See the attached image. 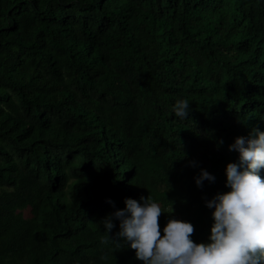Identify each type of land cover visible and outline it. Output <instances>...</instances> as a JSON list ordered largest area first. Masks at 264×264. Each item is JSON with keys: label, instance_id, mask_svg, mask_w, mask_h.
Returning a JSON list of instances; mask_svg holds the SVG:
<instances>
[{"label": "trees", "instance_id": "trees-1", "mask_svg": "<svg viewBox=\"0 0 264 264\" xmlns=\"http://www.w3.org/2000/svg\"><path fill=\"white\" fill-rule=\"evenodd\" d=\"M263 115L264 0H0V264H143L101 221L141 194L207 239Z\"/></svg>", "mask_w": 264, "mask_h": 264}, {"label": "clouds", "instance_id": "clouds-1", "mask_svg": "<svg viewBox=\"0 0 264 264\" xmlns=\"http://www.w3.org/2000/svg\"><path fill=\"white\" fill-rule=\"evenodd\" d=\"M190 110L188 98L174 105L175 115L181 118L188 117ZM261 119L260 127L249 129L247 136L237 135L228 145L239 156L226 163V180L220 186L227 190L205 200L213 218L207 239L195 241L193 223L174 215L168 216L161 230V213L171 214L174 209L165 211L149 194L125 197V207L104 216L101 221L108 236L118 219L115 235L135 249L143 264H264V115ZM194 179L203 187L205 180L214 182L216 177L200 167Z\"/></svg>", "mask_w": 264, "mask_h": 264}, {"label": "bare ground", "instance_id": "bare-ground-1", "mask_svg": "<svg viewBox=\"0 0 264 264\" xmlns=\"http://www.w3.org/2000/svg\"><path fill=\"white\" fill-rule=\"evenodd\" d=\"M258 28V27H257Z\"/></svg>", "mask_w": 264, "mask_h": 264}]
</instances>
